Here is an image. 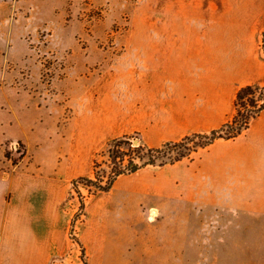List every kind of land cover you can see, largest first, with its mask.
Segmentation results:
<instances>
[{"label":"crops","instance_id":"crops-1","mask_svg":"<svg viewBox=\"0 0 264 264\" xmlns=\"http://www.w3.org/2000/svg\"><path fill=\"white\" fill-rule=\"evenodd\" d=\"M139 1L124 84L109 92L97 140L135 133L157 147L219 130L235 116L241 88L264 87V0ZM76 137L67 164L52 173L31 151L17 166H0V264H82L79 242L88 264H144V169L87 199L70 236L71 185L93 175L99 149L84 158ZM174 168L195 210L214 211L189 216L195 245L198 236L264 235V111L237 139H218Z\"/></svg>","mask_w":264,"mask_h":264},{"label":"rangeland","instance_id":"rangeland-1","mask_svg":"<svg viewBox=\"0 0 264 264\" xmlns=\"http://www.w3.org/2000/svg\"><path fill=\"white\" fill-rule=\"evenodd\" d=\"M142 13L139 0H0V166L7 168V161L17 166L12 160L24 154L29 159L31 151L52 173L67 164L64 153L75 150L78 135L84 158L99 148L92 155L93 170L97 160L99 170L110 171L107 151L119 137L97 136L109 116L114 82L119 89L124 84L122 62ZM157 143L144 140L146 147ZM174 165L144 169V183L150 186L144 207V264H264V235L240 233L210 241L198 236L195 245L189 216L214 211L195 210L188 185L175 180L179 170ZM77 187L71 185L67 203L68 210H75L73 238L85 214L82 196L84 202L96 196L86 182ZM82 264H88L86 257Z\"/></svg>","mask_w":264,"mask_h":264},{"label":"trees","instance_id":"trees-1","mask_svg":"<svg viewBox=\"0 0 264 264\" xmlns=\"http://www.w3.org/2000/svg\"><path fill=\"white\" fill-rule=\"evenodd\" d=\"M263 111L264 87L245 86L237 94L235 116L219 130L210 134H194L178 142H167L161 147L151 148L140 142L135 144L136 138L130 136L115 139L107 151L111 164L110 171L99 170L101 164L95 160L94 178L81 176L72 182L73 188L77 190L79 183L86 182L88 186L95 189L92 194L97 195L110 191L116 180L122 175L134 174L149 166L164 167L168 164L174 165L185 158L192 159V154L209 147L218 139H237L250 128L252 121L258 118ZM5 157L10 159L8 153H5ZM24 157L25 154L19 160H12L13 164L18 165ZM82 207L85 208L83 200ZM74 239L76 240L75 237ZM79 244L82 260L85 262L86 251L80 242Z\"/></svg>","mask_w":264,"mask_h":264},{"label":"built area","instance_id":"built-area-1","mask_svg":"<svg viewBox=\"0 0 264 264\" xmlns=\"http://www.w3.org/2000/svg\"><path fill=\"white\" fill-rule=\"evenodd\" d=\"M264 45V44H263ZM80 194V196H82V194L81 193H79ZM82 199L84 200V196H82ZM153 217H151V219H152Z\"/></svg>","mask_w":264,"mask_h":264},{"label":"water","instance_id":"water-1","mask_svg":"<svg viewBox=\"0 0 264 264\" xmlns=\"http://www.w3.org/2000/svg\"><path fill=\"white\" fill-rule=\"evenodd\" d=\"M135 144H139V141H138V140H136V141H135Z\"/></svg>","mask_w":264,"mask_h":264}]
</instances>
